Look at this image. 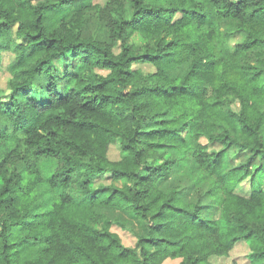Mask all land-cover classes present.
<instances>
[{
    "label": "trees",
    "instance_id": "16d2710c",
    "mask_svg": "<svg viewBox=\"0 0 264 264\" xmlns=\"http://www.w3.org/2000/svg\"><path fill=\"white\" fill-rule=\"evenodd\" d=\"M69 1L0 0V264H264V0Z\"/></svg>",
    "mask_w": 264,
    "mask_h": 264
},
{
    "label": "rangeland",
    "instance_id": "374dc122",
    "mask_svg": "<svg viewBox=\"0 0 264 264\" xmlns=\"http://www.w3.org/2000/svg\"><path fill=\"white\" fill-rule=\"evenodd\" d=\"M89 0H70L66 5L60 8H52L46 14V22L50 26H54L58 23V21L63 18L65 15L69 14L71 10L74 8L88 2ZM101 1V0H97ZM11 54L8 52H3V61L0 65V86L5 84V80L9 73L6 70L5 64L8 62ZM146 69L150 67L145 65ZM45 77L39 76V78L35 81L34 86L31 88V95L35 98H39L44 95L43 85L45 84ZM6 96V94H5ZM22 98V97H21ZM163 152L167 156H174L176 158V162L172 165V174L167 179L161 181V185L168 187L175 185L179 188V194H193V192L200 188V186L205 187V184L200 180L199 171H197V167L193 163V159L184 153L181 149L175 148H165ZM109 157L112 159H116L119 157V147L116 145H112L109 149ZM42 171L47 174L50 171V164L44 165L42 167ZM200 180V181H199ZM241 192L247 194L250 191L249 185L246 181L241 182L239 187L237 188ZM47 193L46 185H40L37 188V197L42 202L43 200L49 201L50 197ZM49 198V199H48ZM210 216L215 217L216 214L213 213L212 210L209 212ZM117 232L122 237V241L125 244L132 245L134 243V238L129 235L125 231H121L120 229H116ZM248 251V246L245 242L238 243L233 250L229 253L228 256L225 257H212L211 262L213 264H249L248 259L246 257ZM32 254V252H31ZM161 264H178V260L176 259H167Z\"/></svg>",
    "mask_w": 264,
    "mask_h": 264
}]
</instances>
